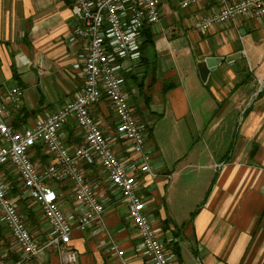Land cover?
Returning <instances> with one entry per match:
<instances>
[{
	"label": "crops",
	"instance_id": "obj_1",
	"mask_svg": "<svg viewBox=\"0 0 264 264\" xmlns=\"http://www.w3.org/2000/svg\"><path fill=\"white\" fill-rule=\"evenodd\" d=\"M179 1H160L159 22L145 29L140 60L124 74L130 102L149 125L150 172L141 174L145 203L159 239L174 254L172 264H264V18L237 17L203 32L194 22L214 11L215 3L181 9ZM70 5L71 0H0V95L19 88V106L5 101L4 110L9 122L18 112L26 115L15 129L31 126L39 112L57 110L81 86L74 65L82 42L67 41L74 23ZM207 59L213 66L203 82L198 67ZM166 83L174 85L162 91ZM91 113L104 132L114 130L116 118L105 98ZM60 136L69 149L82 142L71 120ZM112 149L121 158L131 155L122 140ZM36 152L30 159L38 167L49 162L41 149ZM84 171L107 198L88 228L72 230L75 260L69 262L54 245L22 256L0 225L3 264H148L135 250L138 236L125 202L97 168ZM14 178L6 173L8 183ZM51 185L64 191V211L79 210L64 189L69 182ZM38 219L46 222L42 214ZM46 224L36 233L29 230L38 242L47 240ZM113 243L121 255L110 248Z\"/></svg>",
	"mask_w": 264,
	"mask_h": 264
},
{
	"label": "built area",
	"instance_id": "obj_2",
	"mask_svg": "<svg viewBox=\"0 0 264 264\" xmlns=\"http://www.w3.org/2000/svg\"><path fill=\"white\" fill-rule=\"evenodd\" d=\"M204 1L210 0H180L178 5L186 9ZM211 1L216 9L194 22V27L203 32L213 24L237 17L264 18V0ZM159 5L160 0H71L74 23L67 41L82 42L74 65L82 82L76 95L21 129L9 123L4 110L5 101L19 106L21 91L14 87L4 97L0 95V225L22 256L37 255L54 245L65 250L67 260H73L75 252L69 243L72 230L88 228L102 215L106 203L107 197L97 193V184L84 175L87 167H94L104 175L109 190L125 202L128 219L138 236L135 250L148 257V264H172L174 254L165 249L154 232L145 203L146 181L141 174L150 172V154L146 150L149 125L131 104L124 78L125 72L140 60L145 29L159 21ZM104 98L116 118L112 139L91 113ZM70 120L82 135V142L71 149L60 136ZM116 140L128 144L129 157L121 158L114 153L112 144ZM38 147L50 158L41 168L30 159ZM7 172L16 174L29 201L39 207L48 224L44 243L38 242L26 227L18 210L19 196L9 193ZM56 181L71 182L73 197L79 204L77 212L60 207V196L51 185ZM110 248L122 254L115 244ZM0 264H3L1 253Z\"/></svg>",
	"mask_w": 264,
	"mask_h": 264
},
{
	"label": "trees",
	"instance_id": "obj_3",
	"mask_svg": "<svg viewBox=\"0 0 264 264\" xmlns=\"http://www.w3.org/2000/svg\"><path fill=\"white\" fill-rule=\"evenodd\" d=\"M173 85H174L173 83H166V84H164V86H163V88H162V91H166V90H168V89H169L170 87H172ZM25 116H26V115H22V116H20V112H18L17 115H16V117L12 118V119L10 120L9 123H10L12 126L15 127V126L18 125V123H20V122H24V120H25ZM36 151H37V152H40V148L38 147V148L36 149ZM37 152H36V153H37ZM214 180H215V177L211 180V184H210V186H209V188H208V190H207V192H206V194H205V197H206L207 194L209 193V190H210L212 184L214 183ZM10 184H11V189H10V191L12 192V194H17V195H19V198H18L17 202H19L20 211L22 212L21 214H22L23 216H26V217L29 218V216H31L32 214H31V211H30V209H29L30 206L27 205L28 203H26V202L28 201V197H24V196L22 195V192H21L20 190H18V187L20 186V182H19V180L17 179V177H15V178H14V182H11ZM202 204H203V200H202V202L200 203L199 207H200ZM28 206H29V207H28ZM196 211H197V209H196L195 211H193V212L190 214V218L193 217V215L195 214ZM0 230H1V229H0Z\"/></svg>",
	"mask_w": 264,
	"mask_h": 264
},
{
	"label": "rangeland",
	"instance_id": "obj_4",
	"mask_svg": "<svg viewBox=\"0 0 264 264\" xmlns=\"http://www.w3.org/2000/svg\"><path fill=\"white\" fill-rule=\"evenodd\" d=\"M263 51H264V48H263ZM22 84V83H21ZM24 85V84H23ZM22 85V86H23ZM24 86H26V84L24 85ZM28 88H30L31 90H35V88L33 87H29L28 86ZM37 115H38V117H42V116H44L45 114H44V112H39V113H37ZM196 174V173H195ZM194 174V175H195ZM12 175L14 176V177H17L16 176V174H14V173H12ZM193 175V176H194ZM215 177V179H216V174H214V176L212 177V179ZM214 182H215V180H214ZM64 189H67L68 190V192H69V190H70V187H69V185H66L65 186V188ZM18 190H20L21 192L23 191V189L21 188V186H19L18 187ZM23 196H28V194L26 193V195H25V192H23V194H22ZM189 195V197H191L192 195H193V193H189L188 194ZM164 199V198H163ZM164 201V200H163ZM28 205L30 206H28L29 207V209H30V211H31V216H29V218L28 217H26V216H23L21 213V211H20V206H19V202H18V210H19V213L21 214V216L23 217V219L25 220V224H26V227L27 228H29V230L30 229H32V231L33 232H35L36 233V231H37V229H40L41 227H43L44 228V226L43 225H45L46 224V222H42L43 223V225H41L40 224V222H38V218H39V216H40V211L39 210H37V209H35V205H34V203H32L31 201H29L28 200ZM27 203V202H26ZM174 206H175V204H173ZM119 213H121V214H124V210L123 209H120L119 210ZM194 216V215H193ZM193 218V217H192ZM192 218H190V215H189V218L184 222V224H187L188 222H190L191 221V219ZM32 222H34V224L32 223ZM27 224H28V226H27ZM46 227H48V225L46 224ZM34 230H36V231H34ZM5 233H7V232H5ZM8 234V233H7ZM7 238H8V236H7Z\"/></svg>",
	"mask_w": 264,
	"mask_h": 264
},
{
	"label": "bare ground",
	"instance_id": "obj_5",
	"mask_svg": "<svg viewBox=\"0 0 264 264\" xmlns=\"http://www.w3.org/2000/svg\"><path fill=\"white\" fill-rule=\"evenodd\" d=\"M161 1V0H160ZM160 6V5H159ZM202 17H204V16H201L200 18H198L197 20H199V19H201ZM159 19H160V10H159ZM197 20H195V22L197 21ZM159 22V21H158ZM157 22V23H158ZM132 104V103H131ZM133 105V104H132ZM134 107V106H133ZM135 109V108H134ZM97 122V121H96ZM98 123V122H97ZM98 125L100 126V124L98 123ZM101 127V126H100ZM102 129V128H101ZM103 130V129H102ZM104 131V130H103ZM105 133V135L106 136H108V137H110V139H112L113 138V136H114V130L112 131V132H104ZM116 142H117V140H116ZM150 167V166H149ZM102 175V174H101ZM104 176V175H103ZM105 179V178H104ZM91 182V181H90ZM105 182H106V180H105ZM53 183H55V182H51V184H53ZM70 183V190H69V192H73V187L71 186V182H69ZM92 183H94V184H97L96 182H92ZM22 188V187H21ZM23 189V188H22ZM23 192H26L24 189H23V191H22V194H23ZM64 191H62V190H58L57 191V194L60 196V199H59V201L63 198V196H64V193H63ZM59 205H60V202H59ZM61 207V206H60ZM35 208H38L39 209V207L37 206V205H35ZM149 208H151V206H149ZM40 210V209H39ZM149 212H151V210L149 211ZM127 218H128V216H127ZM151 224H152V227H153V229H154V232L156 233V235H157V237H159L158 236V234H157V230H156V225H155V221H154V219L153 218H151ZM48 225V224H47ZM133 225V224H132ZM134 229H135V227H134ZM136 231V230H135ZM114 244V243H113ZM75 258H76V255L74 256V258H73V260H68L69 262H73L74 260H75ZM67 259V258H66Z\"/></svg>",
	"mask_w": 264,
	"mask_h": 264
},
{
	"label": "water",
	"instance_id": "obj_6",
	"mask_svg": "<svg viewBox=\"0 0 264 264\" xmlns=\"http://www.w3.org/2000/svg\"><path fill=\"white\" fill-rule=\"evenodd\" d=\"M213 66V60L212 59H207L201 66L198 67V73L201 81H206L208 72Z\"/></svg>",
	"mask_w": 264,
	"mask_h": 264
}]
</instances>
